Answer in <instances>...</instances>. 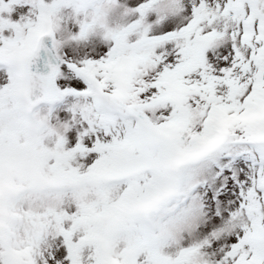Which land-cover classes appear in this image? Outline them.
I'll return each mask as SVG.
<instances>
[{
  "label": "snow or ice",
  "instance_id": "6c2138e0",
  "mask_svg": "<svg viewBox=\"0 0 264 264\" xmlns=\"http://www.w3.org/2000/svg\"><path fill=\"white\" fill-rule=\"evenodd\" d=\"M0 264H264V0H0Z\"/></svg>",
  "mask_w": 264,
  "mask_h": 264
}]
</instances>
